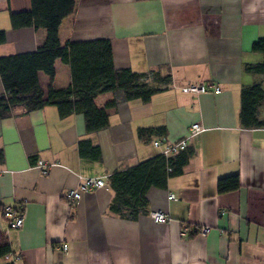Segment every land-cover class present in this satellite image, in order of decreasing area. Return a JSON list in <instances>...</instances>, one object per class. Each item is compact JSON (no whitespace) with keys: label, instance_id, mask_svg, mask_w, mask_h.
Instances as JSON below:
<instances>
[{"label":"crops","instance_id":"obj_1","mask_svg":"<svg viewBox=\"0 0 264 264\" xmlns=\"http://www.w3.org/2000/svg\"><path fill=\"white\" fill-rule=\"evenodd\" d=\"M75 1L74 14L59 26L62 44L108 39L116 69L159 71L171 82L149 102H118L108 126L91 134L83 115L59 117L52 104L28 112L17 106L0 119V232L19 255L0 264H264V127L246 129L239 122L242 87L264 88V75L244 70L262 59L251 46L264 37V0ZM30 8V0H0V57L35 52L43 43L44 29L11 26V13ZM54 69L53 88L68 87L69 65L56 60ZM38 81L47 93L48 77L39 72ZM192 83L220 92L180 91ZM112 98L103 93L94 101L102 107ZM257 117L264 119V100ZM193 123L203 131L189 141L193 154L183 173L146 192L148 211L167 214L169 223L108 214V185L74 203L63 199L81 177L105 178L157 156V137L140 139L139 130L164 127L171 142ZM82 139L99 146L101 161L80 158ZM38 160L47 163L46 173L35 166ZM236 173L241 187L219 194L218 179ZM6 207L21 208V228H8ZM204 225L209 230L201 237L196 231ZM182 229L186 237L179 236Z\"/></svg>","mask_w":264,"mask_h":264},{"label":"trees","instance_id":"obj_2","mask_svg":"<svg viewBox=\"0 0 264 264\" xmlns=\"http://www.w3.org/2000/svg\"><path fill=\"white\" fill-rule=\"evenodd\" d=\"M29 11L11 13L12 28L33 27L44 29L46 37L35 52L0 57V79L5 91L0 96V119L10 111L23 106L25 112L55 105L59 117L81 114L87 134L95 133L108 126L109 111L120 101L149 102L151 97L166 89L171 82L169 74L159 71L136 73L130 69H116L113 64V49L110 40L65 42L59 39L61 22L75 12V0H30ZM5 33L0 31V44ZM251 50L262 56L260 62L246 64L247 73L264 75V37L256 39ZM56 60L69 65L71 83L63 89H54ZM44 73L49 80L47 93L39 85L38 73ZM111 93L113 98L102 107L95 104L97 95ZM264 100V88L259 83L242 87L240 91L239 122L246 129L263 128L264 119L257 117V108ZM164 127L147 128L138 131L140 139L164 137ZM77 150L80 158L99 162L101 150L89 139L79 140ZM193 154L192 149L179 152L169 158L157 155L108 176L107 184L112 198L107 213L125 220H137L148 214L146 192L151 187L165 188L167 180L183 173ZM3 153L0 150V163ZM241 187L239 175L219 178V194L238 190ZM4 209H2L3 213ZM11 252L10 245L0 232V258Z\"/></svg>","mask_w":264,"mask_h":264},{"label":"built area","instance_id":"obj_3","mask_svg":"<svg viewBox=\"0 0 264 264\" xmlns=\"http://www.w3.org/2000/svg\"><path fill=\"white\" fill-rule=\"evenodd\" d=\"M180 91L184 93H192L198 95V94H206V93L217 94L220 92V89L218 86L215 85L208 86L201 83H192L181 87ZM202 131H203V127L201 126V124L193 123L190 125L185 137L171 142L167 141L165 137H159V138H155L152 141V145L154 148H157L159 150L158 153L159 155H162L165 158H169L189 148V141L196 138ZM35 166L43 173H46L48 170V165L43 160L36 161ZM107 180L108 177L105 178L81 177L78 179L77 185L74 188L68 189L63 193V199L66 202L74 203L75 201H78L81 198L84 192L92 189H99L106 187L108 185ZM168 198L175 199L174 195L172 194H169ZM3 215L9 229L17 230L22 227L23 214L21 208L6 207L3 211ZM147 217L155 223H169L171 220L167 214L158 210L149 211ZM208 230H209V226L206 225L199 226L197 228L196 234L201 237H204L207 234ZM179 236L186 237L187 236L186 229H182L179 232ZM60 248L63 251L68 250V246L65 244H62ZM4 258L9 259L12 262H15L19 260V255L10 252Z\"/></svg>","mask_w":264,"mask_h":264}]
</instances>
